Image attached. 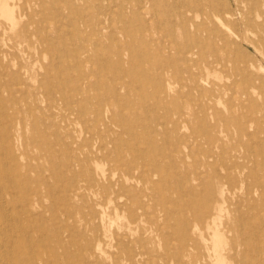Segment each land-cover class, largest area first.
<instances>
[{"label":"rangeland","instance_id":"rangeland-1","mask_svg":"<svg viewBox=\"0 0 264 264\" xmlns=\"http://www.w3.org/2000/svg\"><path fill=\"white\" fill-rule=\"evenodd\" d=\"M3 1L0 264H264V0Z\"/></svg>","mask_w":264,"mask_h":264},{"label":"bare ground","instance_id":"bare-ground-1","mask_svg":"<svg viewBox=\"0 0 264 264\" xmlns=\"http://www.w3.org/2000/svg\"><path fill=\"white\" fill-rule=\"evenodd\" d=\"M131 1V0H130ZM189 1V0H188ZM187 1V2H188ZM258 1V0H257ZM0 2H1V4H2V12H3V14L6 16V17H8L10 20H14L13 19V11L10 9V7L9 6H7V4L5 3V1H3V0H0ZM95 2V1H94ZM193 2V1H192ZM242 2V1H241ZM118 3V2H117ZM131 3V2H130ZM137 4V3H136ZM243 4V3H242ZM102 5V4H101ZM151 6V5H150ZM125 9V8H124ZM54 10V9H53ZM106 10V9H105ZM118 10H120V9H118ZM151 10V9H150ZM253 10V9H252ZM44 11V10H43ZM55 11V10H54ZM65 11H66V9H65ZM84 11V10H83ZM115 12V11H114ZM156 12V11H155ZM251 12V11H250ZM26 14H27V12H26ZM80 14V13H79ZM93 15V14H92ZM249 15V14H248ZM117 16V15H116ZM146 16V15H145ZM227 16V15H226ZM255 16V15H254ZM252 17V16H251ZM101 19H103L102 17H101ZM115 19H117V17L115 18ZM144 19V18H143ZM148 19V18H147ZM251 20V19H250ZM156 22H158V20L156 21ZM236 22V21H235ZM76 23H77V21H76ZM87 23V22H86ZM172 23V22H171ZM250 23V22H249ZM68 24V23H67ZM223 24V23H222ZM251 24V23H250ZM56 25V24H55ZM249 25V24H248ZM118 26V25H117ZM116 26V27H117ZM64 27V26H63ZM115 27V28H116ZM119 27V26H118ZM153 27V26H152ZM154 27H156V26H154ZM193 27V26H192ZM251 28H253V27H251ZM24 29L26 30V28L24 27ZM28 29V28H27ZM74 29V28H73ZM156 29V28H155ZM202 29V28H201ZM75 30V29H74ZM73 30V31H74ZM121 30V29H120ZM154 30V29H153ZM119 31V30H118ZM163 31V30H162ZM169 31V30H168ZM150 32V31H149ZM262 32V31H261ZM120 33H123V32H121L120 31ZM154 33V32H153ZM218 33V32H217ZM231 33H233V32H231ZM43 34V33H42ZM64 34V33H63ZM77 34V33H76ZM260 34V33H259ZM83 35V34H82ZM211 35H212V33H211ZM78 37V36H77ZM223 37V36H222ZM230 37V36H229ZM264 37V36H263ZM83 38V37H82ZM154 38H155V35H154ZM161 38V37H160ZM212 38V37H211ZM224 38V37H223ZM55 40H56V38H54ZM104 39V38H103ZM162 39V38H161ZM160 39V40H161ZM169 39H170V37H169ZM230 39H231V37H230ZM70 40V39H69ZM106 40V39H105ZM163 40V39H162ZM205 40V39H204ZM264 40V39H263ZM76 41V40H75ZM96 41V40H95ZM232 41V40H231ZM56 42H57V40H56ZM158 42H160V41H158ZM164 42H166V41H164ZM168 42V41H167ZM244 42V41H243ZM207 43V42H206ZM217 43H218V40H217ZM221 43V42H220ZM263 43V42H262ZM123 44H125V43H123ZM165 44H167V43H165ZM212 44H213V42H212ZM163 45V44H162ZM117 46H119V45H117ZM160 46V45H159ZM116 48V47H115ZM130 48V47H129ZM227 48H229V47H227ZM1 50V49H0ZM117 51V50H116ZM121 51V50H120ZM177 51V50H176ZM175 51V52H176ZM84 52V51H83ZM82 52V53H83ZM89 52V51H88ZM115 52V51H114ZM173 52V51H172ZM224 52V51H223ZM81 53V54H82ZM168 53V52H167ZM166 53V54H167ZM84 54V53H83ZM86 54V53H85ZM129 54V53H128ZM87 55V54H86ZM85 55V56H86ZM75 56H76V54H75ZM75 58V57H74ZM201 58H202V56H201ZM223 58V57H222ZM249 58V57H248ZM85 59V58H84ZM126 59V58H125ZM204 59H205V57H204ZM206 60H208L207 58H206ZM78 61V60H77ZM143 61V60H142ZM157 63V62H156ZM252 64V63H251ZM192 65H193V63H192ZM54 66H55V64H54ZM245 66V65H244ZM11 67V66H10ZM92 67V66H91ZM213 70H214V68H213ZM212 70V71H213ZM228 70V69H227ZM256 70V69H255ZM217 71V70H216ZM15 72V71H14ZM194 72V71H193ZM203 72V71H202ZM22 73V72H21ZM73 73V72H72ZM215 73V72H214ZM234 73H235V71H234ZM42 75V74H41ZM209 75V74H208ZM3 76V75H2ZM108 76V75H107ZM223 76V75H222ZM261 76V75H260ZM4 77V76H3ZM178 77V76H177ZM209 78V77H208ZM228 79V78H227ZM227 79H225V81H227ZM217 80V79H216ZM229 80V79H228ZM111 81V80H110ZM223 81V80H222ZM222 81H220V82H222ZM1 82V81H0ZM5 82V81H4ZM30 84V83H29ZM41 84V83H40ZM2 85V84H1ZM3 86V85H2ZM140 86V85H139ZM228 86V85H227ZM235 87V86H234ZM8 89V88H7ZM114 89V88H113ZM9 91V90H8ZM239 91V90H238ZM1 92H2V90H1ZM51 92V91H50ZM256 92H257V90H256ZM261 92H262V90H261ZM3 93V92H2ZM26 93V92H25ZM227 93V92H226ZM74 95V94H73ZM14 96V95H13ZM260 96V95H259ZM55 97V98H54ZM54 97H52V99L51 100H53V98H54V101H56V102H58V101H60L61 100V97L60 96H54ZM2 98V97H1ZM19 98V97H18ZM205 100V99H204ZM203 100V101H204ZM67 101V100H66ZM198 101H199V98H198ZM22 102V101H21ZM31 103V102H30ZM4 104V103H3ZM199 104H201V103H199ZM26 106H27V104H25ZM89 105V104H88ZM21 106V105H20ZM23 106V105H22ZM72 106V105H71ZM198 106V105H197ZM5 107V106H4ZM29 106H27V108H28ZM42 107V106H41ZM194 108V107H193ZM226 108V107H225ZM2 109V108H1ZM4 109V108H3ZM103 109V108H102ZM8 110V109H7ZM244 112V111H243ZM3 113V112H2ZM6 113V112H5ZM73 113V112H72ZM5 116V115H4ZM22 116H23V113H22ZM224 115L222 114V117H223ZM90 117V116H89ZM104 117V116H103ZM4 118V117H3ZM48 120V119H47ZM95 120V119H94ZM13 121V120H12ZM1 122H2V120H1ZM11 122V121H10ZM47 122V121H46ZM158 122V121H157ZM4 123V122H3ZM12 123V122H11ZM90 126V125H89ZM3 127V126H2ZM4 128V127H3ZM152 129V128H151ZM5 130V129H4ZM153 130V129H152ZM4 132V131H3ZM222 132V131H221ZM4 135H6V134H4ZM94 135V134H93ZM8 136V135H7ZM1 138V137H0ZM3 139H1V141H2ZM159 140H160V138H159ZM4 143V142H3ZM33 146V145H32ZM143 146V145H142ZM141 147V146H140ZM95 148V147H94ZM145 148V147H144ZM4 151H5V148H4ZM109 151V150H108ZM1 153V152H0ZM107 153H109V152H107ZM5 154V153H4ZM110 154V153H109ZM3 155V154H2ZM1 155V156H2ZM134 155V154H133ZM140 155V152L138 151V154H136V155H134V156H132V158H131V162H130V164L129 165H125L124 166V168H123V173H124V176L126 177V179L127 180H129L131 177H132V175H133V173H134V167L131 165L132 164V160L133 161H138V159H139V156ZM168 155H170V154H168ZM152 158V157H151ZM38 159V158H37ZM251 160V159H250ZM252 161V160H251ZM61 165V164H60ZM156 167V166H155ZM64 169V168H63ZM10 170V169H9ZM28 171V170H27ZM10 172V171H9ZM1 173H2V171H1ZM75 174V173H74ZM0 176H1V174H0ZM6 177V176H5ZM10 177V176H9ZM68 178H70V177H68ZM15 180V179H14ZM91 180V179H90ZM69 181H70V179H69ZM8 182V181H7ZM92 184H94V183H92ZM68 185V184H67ZM243 185V184H242ZM1 186V185H0ZM85 186V185H84ZM180 186V185H179ZM2 187V186H1ZM13 188V187H12ZM31 188V187H30ZM44 190L45 191H47V187L46 188H44ZM248 190V189H247ZM257 191H259V193H260V201H263L264 200V185H262V186H260L259 187V189L257 190ZM14 192V191H13ZM127 192V191H126ZM18 194V193H17ZM3 195V194H2ZM19 195V194H18ZM47 196V195H46ZM149 196V195H148ZM81 197V196H80ZM20 198H21V195H20ZM129 204V203H128ZM16 205V201L15 200H8V199H6V198H4V197H0V214H8L9 212H13V211H11V209L10 208H12L11 206H15ZM51 206V205H50ZM20 208H21V206H20ZM17 209V208H16ZM28 211V210H27ZM20 212V211H19ZM10 213V214H11ZM39 213V212H38ZM13 214H11V216H12ZM20 215V214H19ZM8 216H10L9 214H8ZM23 216V215H22ZM32 216V215H31ZM124 216V215H123ZM264 216V215H263ZM18 217V216H17ZM48 217V216H47ZM11 218V217H10ZM16 218V217H15ZM5 219V218H4ZM20 219V218H19ZM47 219V218H46ZM7 220V219H6ZM11 220H12V218H11ZM16 220H17V218H16ZM22 220V219H21ZM20 220V221H21ZM50 220V219H49ZM30 221V220H29ZM13 222V221H12ZM30 223H31V221H30ZM54 223V222H53ZM44 225V224H43ZM72 225V224H71ZM95 225V224H94ZM256 225V224H255ZM9 226V225H8ZM75 226V225H74ZM10 227V226H9ZM25 227V226H24ZM94 227V226H93ZM5 228V227H4ZM15 228V227H14ZM23 228V227H22ZM74 228V227H73ZM11 229V228H10ZM255 229V228H254ZM24 230V229H23ZM77 230V229H76ZM260 231V230H259ZM144 232V231H143ZM16 233V232H15ZM58 233V232H57ZM77 233H78V231H77ZM76 234V233H75ZM223 234V233H222ZM17 235V234H16ZM27 235V234H26ZM66 235V234H65ZM64 236V235H63ZM62 236V237H63ZM87 236V235H86ZM65 238V237H64ZM11 240H12V238H11ZM14 241H16V240H14ZM213 241H214V244H215V249L217 250V252L219 251V248L223 245V244H225V238H224V235L222 236L221 234H219V232H215L214 233V236H213ZM20 242V241H19ZM30 243V242H29ZM0 244H2V246L1 247H3V243H0ZM12 244V243H11ZM11 244H10V246H11ZM9 245V244H8ZM70 245V244H69ZM256 245V244H255ZM254 245V246H255ZM260 245V244H259ZM30 247H31V244H30ZM33 248H35L34 246H33ZM31 249H32V247H31ZM28 250H30V248L28 249ZM37 250V249H36ZM99 250H100V244H99ZM121 250H123V251H121ZM133 249L132 248H130V245H129V243H128V241H124L123 239H117V244H116V253L117 254H110L109 255V259L114 263L115 262V259L116 260H120L121 258H122V255L124 254V256H126V255H130V254H132V251ZM117 251H120V252H117ZM48 252V251H47ZM30 253V252H29ZM33 253V252H32ZM64 253V252H63ZM62 253V254H63ZM160 253V252H159ZM222 253V252H221ZM262 253V252H261ZM242 254V253H241ZM14 255L17 257L18 256V253L17 252H15L14 253ZM114 255H116V257H114ZM243 255V254H242ZM71 257H72V255H71ZM76 257V256H75ZM79 257V256H78ZM140 257V256H139ZM224 258H226V257H224ZM7 259V258H6ZM37 259V258H36ZM46 259V258H45ZM75 259V258H74ZM50 260V259H49ZM1 261V260H0ZM11 261V260H10ZM27 261V260H26ZM32 261V260H31ZM42 261V260H41ZM223 258H222V256H220L219 257V260H218V263L219 264H221V263H223ZM226 261V260H225ZM28 262V261H27ZM33 262V261H32ZM59 262V261H58ZM63 262V261H62ZM173 262V261H172ZM248 262V261H247ZM7 263H8V261H7ZM36 263H37V261H36ZM57 263V262H56ZM1 264H3V263H1ZM151 264V263H150Z\"/></svg>","mask_w":264,"mask_h":264}]
</instances>
